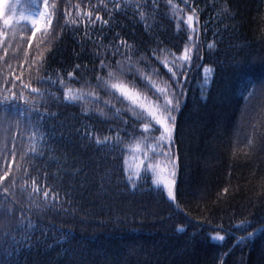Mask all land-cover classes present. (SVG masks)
<instances>
[{"label": "trees", "instance_id": "trees-1", "mask_svg": "<svg viewBox=\"0 0 264 264\" xmlns=\"http://www.w3.org/2000/svg\"><path fill=\"white\" fill-rule=\"evenodd\" d=\"M222 2L216 0V5ZM195 4L200 9L203 59L196 61L194 56L193 64L216 71L206 88L201 68L192 67L187 81H181L185 96L175 133L179 157L175 191L187 215L178 211L162 190H154L147 178L139 182L136 191L128 187L123 161L140 136L131 120L123 125L96 113L85 117L80 111L83 105L42 100L38 104L41 110L48 107L56 115L42 122L45 136L37 142L42 155L34 158L39 171L30 169V175L59 190L67 211L41 214L37 222H42L48 235L42 237L40 247L17 250L11 258L14 264H218L229 249L225 264H241L242 260L243 264H264V231L257 232L247 247L237 246L244 230L234 227L244 219H264V0H229L232 15L227 18L215 15L219 8L210 0H195ZM165 8L160 0L159 27L154 26L151 32L123 13L117 14L111 29L104 32L106 41L114 40V33L120 32L136 46V53L144 56L140 66L148 72L159 69L156 75L162 80L170 74L152 56V50L159 45L179 54L186 43V34L177 33ZM56 24L54 21V28ZM213 40L217 41L216 50L209 51L207 43ZM48 43L51 51H45L44 74L57 79L59 73L67 78V73L75 70L78 77L95 84L99 69L92 41L67 28L59 40ZM22 57L23 49L17 59ZM12 62L18 68L16 60ZM76 64L81 68L75 69ZM28 76L25 71V80ZM137 83L145 82L137 79ZM246 86L253 92L247 100ZM44 87L56 90V86ZM18 106L30 111L23 103ZM20 128L35 130L28 115L20 117ZM76 128L81 132L88 128L101 136L119 132L123 143L98 149ZM3 135L0 132V139ZM249 135L254 136L255 145L250 156H245L237 150L245 148ZM23 144H27L26 138ZM16 175L19 178L21 173ZM224 188L229 192L223 193ZM31 215L35 218V211ZM180 226H186L184 232L176 231ZM217 231L226 234L224 242L209 239Z\"/></svg>", "mask_w": 264, "mask_h": 264}, {"label": "snow or ice", "instance_id": "snow-or-ice-1", "mask_svg": "<svg viewBox=\"0 0 264 264\" xmlns=\"http://www.w3.org/2000/svg\"><path fill=\"white\" fill-rule=\"evenodd\" d=\"M210 2L219 8L215 14L217 17L232 15L229 0H223L220 5H216V0ZM163 3L177 33L183 31L186 34V43L179 54L159 45L152 50V56L170 74L168 79L162 80L156 75L159 69L148 72L140 66L144 56L138 55L136 46L122 38L120 32L114 33V40L106 41L104 35L105 29H111L120 13L138 20L145 32L153 31L154 26L159 27L160 0H0V132L4 134L0 139V264H14L11 258L19 249L40 247L42 237L48 235L42 222H37L41 214L51 210L67 211L63 208L64 200L59 190L30 175V169L39 171L34 158L42 155L37 147V142L43 141L45 136L42 122L47 116L56 115L48 107L41 110L38 104L42 100L83 105L80 111L85 117L96 113L123 125H129L131 120L132 125L140 129V136L128 148L134 164L130 165L127 159L123 161L122 174L128 187L136 191L139 182L147 178L154 190L165 192L177 210L184 212L175 191L179 167L175 133L177 114L185 96L181 81H187L192 67L201 68L202 83L206 88L213 81L216 70L211 66L193 64L194 56L196 61L203 59L200 9L195 0H163ZM54 21H57L56 28L53 27ZM67 28H74L77 35L93 42V54L98 58L99 69L94 75L95 84L78 77L75 70L68 72L67 78L59 73L57 79L44 74L47 65L45 51H51L48 41L59 40ZM42 46L44 50H41ZM216 47V40L207 43L209 51H215ZM33 48L35 53L31 51ZM22 49L23 57L17 59ZM113 57L119 58L113 60ZM14 59L18 68L13 67ZM80 68V64L75 65V69ZM25 71L29 74L27 80ZM137 79L145 83L139 85ZM78 81H82L79 87L76 86ZM45 84L56 86V90L49 91ZM246 91L245 100L253 95L247 86ZM202 98H207L204 91ZM20 103L28 106L30 111H22L18 106ZM33 113L36 114L34 119ZM24 115L30 117L35 130L20 128V117ZM74 130L98 149L123 143L119 132L101 136L88 128L83 132L79 128ZM25 138L27 144H23ZM254 145L255 138L249 135L245 148L237 151L250 156ZM16 173L21 176L18 178ZM228 192V188L223 189V193ZM33 211L35 218L31 215ZM185 227H177L176 231L184 232ZM216 227L223 229V225ZM234 227L244 230L237 246L244 244L247 247L257 232L264 231V219L256 222L244 219ZM209 239L224 242L226 234L217 231L211 233ZM230 251L223 253L218 264H225Z\"/></svg>", "mask_w": 264, "mask_h": 264}, {"label": "rangeland", "instance_id": "rangeland-1", "mask_svg": "<svg viewBox=\"0 0 264 264\" xmlns=\"http://www.w3.org/2000/svg\"><path fill=\"white\" fill-rule=\"evenodd\" d=\"M126 159L129 161V164H130V165L134 164V160H133L132 155L129 154V155L127 156ZM149 174H150V173H149ZM165 195H166V193H165ZM166 198H167V196H166Z\"/></svg>", "mask_w": 264, "mask_h": 264}]
</instances>
